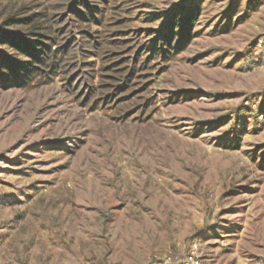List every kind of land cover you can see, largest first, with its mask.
<instances>
[{"label":"rangeland","instance_id":"374dc122","mask_svg":"<svg viewBox=\"0 0 264 264\" xmlns=\"http://www.w3.org/2000/svg\"><path fill=\"white\" fill-rule=\"evenodd\" d=\"M109 3L133 57L181 5L192 40L97 109L0 88V264H264V0Z\"/></svg>","mask_w":264,"mask_h":264},{"label":"trees","instance_id":"16d2710c","mask_svg":"<svg viewBox=\"0 0 264 264\" xmlns=\"http://www.w3.org/2000/svg\"><path fill=\"white\" fill-rule=\"evenodd\" d=\"M0 3L11 7L0 24V88L44 85L59 79L91 110L111 105L115 98L134 97L146 83L151 66L157 65L156 55L165 63L192 40L199 12L196 5L189 10L178 6L153 46L135 50L133 57L131 33L123 28V10L109 0ZM94 23L100 28L93 29ZM129 112L120 108L117 113L124 118Z\"/></svg>","mask_w":264,"mask_h":264}]
</instances>
